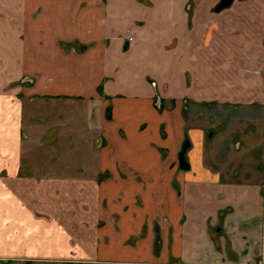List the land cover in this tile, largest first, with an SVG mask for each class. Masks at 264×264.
Returning <instances> with one entry per match:
<instances>
[{
  "label": "crops",
  "instance_id": "1",
  "mask_svg": "<svg viewBox=\"0 0 264 264\" xmlns=\"http://www.w3.org/2000/svg\"><path fill=\"white\" fill-rule=\"evenodd\" d=\"M222 1L0 0V264H264V0Z\"/></svg>",
  "mask_w": 264,
  "mask_h": 264
},
{
  "label": "rangeland",
  "instance_id": "2",
  "mask_svg": "<svg viewBox=\"0 0 264 264\" xmlns=\"http://www.w3.org/2000/svg\"><path fill=\"white\" fill-rule=\"evenodd\" d=\"M91 70L92 76L97 74V67H92ZM97 77H101V75H98ZM109 99V103L107 104L110 110L109 114L112 116L108 115L106 120V122L108 121L110 124L107 125L110 132H108L106 136L107 138H110V141L107 139V142L110 143L104 146L106 147L107 152H113L115 154L114 157H125L126 155H133L136 149H145V146L148 143L151 144L152 148L158 153H161L164 156L167 155V147L166 143H164L166 125L164 124V121L159 122V120L164 118L166 114L157 101L152 105L156 112L155 115H152V111H149V109H143L144 113L137 115L134 113V111L137 110L134 107L139 104L136 101L122 99L121 97H110ZM96 114L98 117V113ZM142 116H144V118L139 120ZM158 124H160V126H158ZM97 126H99L98 122H96L95 127H92L91 130L97 131ZM118 127H122L123 129L119 130ZM96 131L92 133V137ZM96 139V142L98 143V138ZM102 140L103 139L99 138L100 142ZM85 141L87 143L88 140L85 138ZM96 142L94 143V146L95 144L100 145V143L97 144ZM86 143L81 146L85 150L88 148ZM126 143H128V146L125 145ZM90 151L92 152L91 148ZM95 151L92 157L96 156L97 158L99 155L98 153L104 152L105 148H96ZM258 155L261 154L258 153ZM145 163L149 164V168H152L151 165L154 164L152 162H141L142 165ZM259 168H264V161L262 159Z\"/></svg>",
  "mask_w": 264,
  "mask_h": 264
},
{
  "label": "water",
  "instance_id": "3",
  "mask_svg": "<svg viewBox=\"0 0 264 264\" xmlns=\"http://www.w3.org/2000/svg\"><path fill=\"white\" fill-rule=\"evenodd\" d=\"M231 1L232 0H223L217 9H222V8L229 6ZM180 167L182 169H188L189 168V164L186 162V160L184 158V153L180 154Z\"/></svg>",
  "mask_w": 264,
  "mask_h": 264
},
{
  "label": "flooded vegetation",
  "instance_id": "4",
  "mask_svg": "<svg viewBox=\"0 0 264 264\" xmlns=\"http://www.w3.org/2000/svg\"><path fill=\"white\" fill-rule=\"evenodd\" d=\"M132 40V38L131 37H129L128 39H127V41H128V43L130 42ZM29 83H32V80H28L27 81V84H29ZM158 102V101H157ZM159 103V102H158ZM159 106H160V104H159ZM187 147V145H185L184 146V151H182L181 153H184V155H185V148ZM184 158H185V156H184Z\"/></svg>",
  "mask_w": 264,
  "mask_h": 264
}]
</instances>
